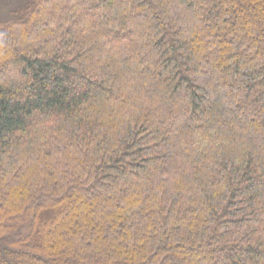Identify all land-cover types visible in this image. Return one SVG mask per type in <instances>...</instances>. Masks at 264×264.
Here are the masks:
<instances>
[{
  "label": "trees",
  "instance_id": "1",
  "mask_svg": "<svg viewBox=\"0 0 264 264\" xmlns=\"http://www.w3.org/2000/svg\"><path fill=\"white\" fill-rule=\"evenodd\" d=\"M0 264H264V0H0Z\"/></svg>",
  "mask_w": 264,
  "mask_h": 264
}]
</instances>
